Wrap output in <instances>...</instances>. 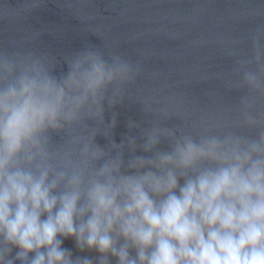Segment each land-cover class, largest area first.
<instances>
[{
  "label": "clouds",
  "instance_id": "1",
  "mask_svg": "<svg viewBox=\"0 0 264 264\" xmlns=\"http://www.w3.org/2000/svg\"><path fill=\"white\" fill-rule=\"evenodd\" d=\"M65 64L0 55V264H93L63 247L69 237L97 264H264V130L196 139L153 128L144 151L162 136L170 150L126 161L136 140L117 143L106 112L133 64L95 48Z\"/></svg>",
  "mask_w": 264,
  "mask_h": 264
},
{
  "label": "water",
  "instance_id": "2",
  "mask_svg": "<svg viewBox=\"0 0 264 264\" xmlns=\"http://www.w3.org/2000/svg\"><path fill=\"white\" fill-rule=\"evenodd\" d=\"M84 48L118 53L136 70L106 112L117 143L136 140L135 153L125 145L126 161L170 150L173 141L162 136L153 153L144 151L153 128L196 139H255L264 130V0H0V55L43 59L59 73ZM97 142L106 144L103 136ZM63 247L97 264L99 253L79 251L73 238Z\"/></svg>",
  "mask_w": 264,
  "mask_h": 264
}]
</instances>
